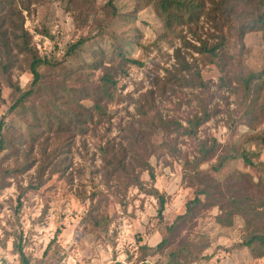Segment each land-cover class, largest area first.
Wrapping results in <instances>:
<instances>
[{"label": "rangeland", "instance_id": "1", "mask_svg": "<svg viewBox=\"0 0 264 264\" xmlns=\"http://www.w3.org/2000/svg\"><path fill=\"white\" fill-rule=\"evenodd\" d=\"M157 1L114 0L112 17L109 0H0V19L11 18L0 31L17 44L28 34L30 46L48 61L40 70L44 84L62 99L58 83L64 76L77 92L94 90L102 76L117 84L110 96L78 95L88 110L83 134H56L48 127L51 119H42L44 107L46 115L55 113L45 98L29 104L34 117H4L17 94L0 75V123L4 118L6 134L14 136L0 156V170H14L0 175L5 264H21L18 246L29 264H141L140 247H156L165 232L156 199L139 191L132 178L149 189L150 175L155 177L154 187L167 196L164 222L171 225L194 198L184 162L198 156L200 146L213 150L201 167L205 172L231 150L256 154L258 167L236 161L203 176L204 186L221 191L224 211L237 209L230 200L239 196L264 198V84L260 91L247 90L248 99L242 82L264 68V36L258 28L240 29L252 14L264 12V0L239 3L238 16H222L218 0H186L200 7L191 22L187 11L167 16ZM100 30L104 35H97ZM81 38L91 42L82 57L68 60L64 48ZM110 38L131 40L127 52L137 64L125 65L113 54ZM214 47L216 56L201 51ZM97 49L107 53L102 70L81 67ZM12 59L11 85L26 90L32 81L27 59L14 49ZM96 101L105 115L93 109ZM205 116L197 135L189 136L192 123ZM27 132L33 142L24 137ZM260 212L248 210L224 228L215 222L218 208L203 209L179 223L171 239L212 258L195 264H264V257L254 259L247 250L230 252L245 235V219L264 221ZM163 260L149 258L146 264Z\"/></svg>", "mask_w": 264, "mask_h": 264}, {"label": "trees", "instance_id": "2", "mask_svg": "<svg viewBox=\"0 0 264 264\" xmlns=\"http://www.w3.org/2000/svg\"><path fill=\"white\" fill-rule=\"evenodd\" d=\"M114 0H109L107 7L112 14V17L117 16V12L113 6ZM143 1V0H140ZM153 1V0H152ZM246 1L250 0H218L216 3V7L221 10L222 16H226V14L230 13L231 15L238 16L239 13L236 11L239 3L241 5L245 4ZM256 2H260L262 0H255ZM159 6V9L170 17V12L176 11L183 13L187 11L189 21H193L198 17L199 5H194L192 2L186 0H158L156 2ZM11 2H8V6ZM198 10V12H196ZM253 17L249 19L250 22L248 24L240 27L241 31H243L244 27H250L248 32H251L255 29H259L264 36V12L261 15L252 14ZM248 17V16H247ZM3 24H11V18H1L0 19V27ZM242 24H239L241 26ZM97 35H104V33L100 30ZM15 38H18L16 34H14ZM101 37V36H99ZM21 44H17L16 40L10 41V36L7 35V30L0 31V75L8 84V87L13 88L14 92L17 94L15 98L14 104L8 109L5 114L6 117H15L19 121H23L25 113H32V117L35 116L34 104L33 107L29 104L33 102V100L38 97L45 98L47 101V105L51 108L55 113H48L46 115L45 107L42 115V119L45 121L46 118L51 119L48 121V127H54L55 133H68L74 130L79 131L80 134H83V125L87 121L86 113L88 110L84 105H81L79 101L78 95L80 97H90L97 96L98 93H101L105 96H110L109 91L112 88L116 87V82L111 80L107 76H102L99 79V86L94 88V90H89L84 88L85 90H81L80 92L74 90V88H68L66 83V76L62 77L58 86L61 91L65 93L66 97L62 99L60 94L54 92L52 89L48 88L43 82V75L41 74V69L48 65V61L39 57L38 53L34 48L30 46L29 36L26 32L20 36ZM110 45V51L117 55L119 59L125 64H137L136 61L130 59L127 49L132 48L134 45L133 42L129 39H120L110 38L107 39ZM91 42V38H81L76 43H72L64 48L65 57L68 60H73L82 57V53L84 52L85 47ZM16 50L17 53L24 55L28 62V70L32 76V81L29 84L26 90L21 89L18 86H12L10 81V70L13 67V59H12V50ZM217 47H214L210 50L203 48L201 51L203 53H210L212 56H216ZM92 59L84 60L81 67H85L88 70H102L103 62L107 57V53L102 49H97L92 53ZM178 58V54L176 52V56ZM55 65H59L56 63ZM246 92L245 97L249 99L248 91L253 88L254 91H260L262 89V85L264 84V68L262 72L258 75H250L248 78L242 80ZM248 90V91H247ZM93 93V94H91ZM251 92H249L250 94ZM64 100V101H63ZM66 107H69L67 109ZM70 107L76 108L78 110H70ZM93 109L98 114H104V108L96 103L94 104ZM251 114V113H250ZM83 119V120H82ZM208 117L194 121L191 125V130L188 132V135L191 137H195L197 135V130L207 121ZM7 126L4 124V118L0 123V156L3 155L4 152L8 150L6 147V141L9 139H14L12 134H6L8 131ZM4 128H6L4 130ZM10 131V130H9ZM24 137L33 142L32 133L27 132ZM260 141L264 143V136L260 138ZM213 150L206 149L204 146H200L198 150V156H196L191 161L184 162L185 173L187 174L186 178L191 183L193 192V200L187 202L185 204V213L181 216H178L175 221L171 225H165L164 222V213L167 205V196L164 193L159 192L155 187V177L150 175L151 179V187L148 189L144 184H142L139 180L133 179L134 186L141 192L154 197L158 204L157 209V219L161 226L164 229L165 235L163 236L161 242L154 248H149L147 246L140 247L139 251L141 253L140 262L141 264H146V260L149 258L155 257H163V262L159 264H195L203 261H211V257L202 255L197 249L190 244L183 243L175 246V242H172V235L175 233L179 223H187L190 221L200 210L203 209H215L218 208L220 213L215 216V222L224 228L232 227L234 223V219L237 216L245 217L247 211L258 212L257 215H260V211L264 210V198H253L248 196H239L233 200H230L231 206L234 209H230L229 211H224L222 206H220V202L222 198L217 197V195L221 196V191H210L207 184L203 185V176L209 173L218 174L225 167H227L230 163L236 161H242L244 165L254 168L255 166L253 162V158L256 157L255 153H247L244 150L239 152L237 150H231L228 153L220 156L217 159V162L213 165H210L207 172L201 170V167L205 165L208 161L209 155ZM264 168V165H261ZM29 166L22 171H27ZM14 170H0L1 174L13 175ZM264 185V180L260 181ZM199 183V185H198ZM254 199V200H253ZM259 221H250L244 220V232L242 240L239 243H236L230 250L233 251H241L247 250L252 258L260 259L264 257V221L261 217H258ZM175 246V247H174ZM174 247V248H173ZM173 248V249H172ZM171 250L170 252H168ZM227 251V250H226ZM17 252L21 259V264H29L23 254L21 247H17Z\"/></svg>", "mask_w": 264, "mask_h": 264}, {"label": "built area", "instance_id": "3", "mask_svg": "<svg viewBox=\"0 0 264 264\" xmlns=\"http://www.w3.org/2000/svg\"><path fill=\"white\" fill-rule=\"evenodd\" d=\"M0 264H5L4 262L0 261Z\"/></svg>", "mask_w": 264, "mask_h": 264}]
</instances>
